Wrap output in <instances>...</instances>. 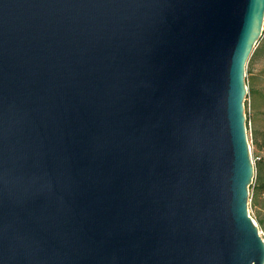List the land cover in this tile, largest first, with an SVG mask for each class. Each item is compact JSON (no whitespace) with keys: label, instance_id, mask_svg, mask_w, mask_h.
Here are the masks:
<instances>
[{"label":"water","instance_id":"water-1","mask_svg":"<svg viewBox=\"0 0 264 264\" xmlns=\"http://www.w3.org/2000/svg\"><path fill=\"white\" fill-rule=\"evenodd\" d=\"M263 23L264 0H0V264H264Z\"/></svg>","mask_w":264,"mask_h":264},{"label":"rangeland","instance_id":"rangeland-1","mask_svg":"<svg viewBox=\"0 0 264 264\" xmlns=\"http://www.w3.org/2000/svg\"><path fill=\"white\" fill-rule=\"evenodd\" d=\"M244 115L250 159L254 168L247 210L264 242V23L262 35L245 64Z\"/></svg>","mask_w":264,"mask_h":264},{"label":"built area","instance_id":"built-area-1","mask_svg":"<svg viewBox=\"0 0 264 264\" xmlns=\"http://www.w3.org/2000/svg\"><path fill=\"white\" fill-rule=\"evenodd\" d=\"M258 233H259V235H260V237H261V235H262V232H261V231H260V232L258 231Z\"/></svg>","mask_w":264,"mask_h":264}]
</instances>
